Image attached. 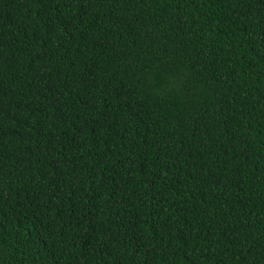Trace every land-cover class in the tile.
<instances>
[{
    "label": "trees",
    "instance_id": "obj_1",
    "mask_svg": "<svg viewBox=\"0 0 264 264\" xmlns=\"http://www.w3.org/2000/svg\"><path fill=\"white\" fill-rule=\"evenodd\" d=\"M0 264H264V0H0Z\"/></svg>",
    "mask_w": 264,
    "mask_h": 264
},
{
    "label": "bare ground",
    "instance_id": "obj_2",
    "mask_svg": "<svg viewBox=\"0 0 264 264\" xmlns=\"http://www.w3.org/2000/svg\"><path fill=\"white\" fill-rule=\"evenodd\" d=\"M244 131V130H243ZM259 132V131H258ZM255 133H257V132H255ZM246 134V133H245ZM245 137V136H244ZM251 140V139H250ZM55 259V258H54Z\"/></svg>",
    "mask_w": 264,
    "mask_h": 264
}]
</instances>
